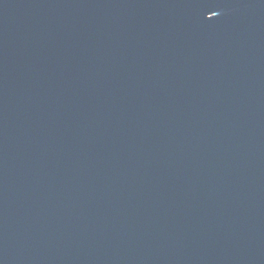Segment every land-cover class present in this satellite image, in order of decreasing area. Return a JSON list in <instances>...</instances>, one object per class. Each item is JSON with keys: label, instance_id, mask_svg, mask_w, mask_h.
Segmentation results:
<instances>
[{"label": "water", "instance_id": "water-1", "mask_svg": "<svg viewBox=\"0 0 264 264\" xmlns=\"http://www.w3.org/2000/svg\"><path fill=\"white\" fill-rule=\"evenodd\" d=\"M0 264H264V0H0Z\"/></svg>", "mask_w": 264, "mask_h": 264}]
</instances>
